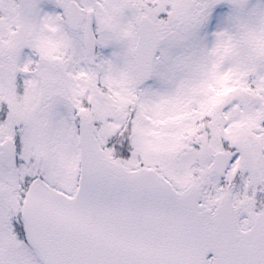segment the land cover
<instances>
[{
	"label": "snow or ice",
	"instance_id": "1",
	"mask_svg": "<svg viewBox=\"0 0 264 264\" xmlns=\"http://www.w3.org/2000/svg\"><path fill=\"white\" fill-rule=\"evenodd\" d=\"M0 264H264V0H0Z\"/></svg>",
	"mask_w": 264,
	"mask_h": 264
}]
</instances>
